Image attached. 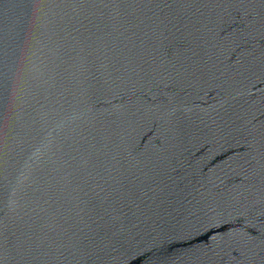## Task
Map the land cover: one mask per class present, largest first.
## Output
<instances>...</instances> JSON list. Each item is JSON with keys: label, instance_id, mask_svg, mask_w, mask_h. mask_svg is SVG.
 <instances>
[{"label": "water", "instance_id": "water-1", "mask_svg": "<svg viewBox=\"0 0 264 264\" xmlns=\"http://www.w3.org/2000/svg\"><path fill=\"white\" fill-rule=\"evenodd\" d=\"M0 264H264V0H0Z\"/></svg>", "mask_w": 264, "mask_h": 264}]
</instances>
